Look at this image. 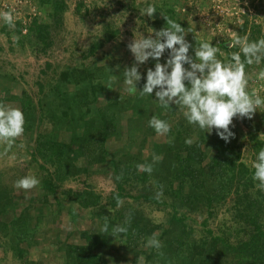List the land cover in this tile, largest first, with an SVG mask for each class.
<instances>
[{
    "label": "rangeland",
    "instance_id": "1",
    "mask_svg": "<svg viewBox=\"0 0 264 264\" xmlns=\"http://www.w3.org/2000/svg\"><path fill=\"white\" fill-rule=\"evenodd\" d=\"M149 3L157 7L152 18L140 14ZM5 12L12 13L14 27L3 19ZM159 12L192 29L185 38L193 46L196 41L212 39L226 54L236 50L228 45L235 32L242 36L243 26H247L246 34L258 28L259 38L264 36V0H0V102L25 115L24 133L11 147L0 142V264H77L71 247L87 245L97 257L95 264H198L209 256L213 242L217 241L216 248L222 251L225 244L234 247L254 230L241 217L250 213L247 202L260 191L252 174L244 177H251L252 182L246 189L239 180L229 179L233 176L229 171L211 180L205 175L206 192L187 179L181 184L176 151L182 143L175 139L185 120L182 112L175 105L154 106V93L141 97L126 91L122 71L135 63L127 46L137 32L148 36V27L160 30L166 26ZM34 21L44 27V41ZM18 25L21 35L14 33ZM115 31L114 41L88 56V49L101 41L105 32ZM189 54L194 55L192 49ZM166 57L167 50L160 62ZM154 64L149 59L138 66L142 75L138 91L145 83L146 70ZM261 68L264 65L247 69L249 90L264 96V80L257 77ZM75 70L79 73L74 74ZM89 75L92 79L87 80ZM103 110L115 116V134L108 136L104 162L98 164L97 156L91 164L78 155L76 135L84 123L96 124ZM153 115L170 124L168 134L158 135L149 126ZM138 118L143 119L142 125ZM195 129L189 143L200 141L204 156L202 165L192 164L195 170L213 161L228 166L234 162L251 173L255 154L264 148V108L252 119H233L230 129L235 135L227 142L229 161L223 162L216 152L218 144L225 141L215 129L211 134ZM47 140L61 142L66 152L62 158L66 168L62 166L49 177L54 193L48 192L43 182L44 175L56 168L42 145ZM122 155H128L133 163L151 166L152 171L146 172L147 182L128 183L127 197L110 207L107 198L116 189L110 166ZM180 155L184 158L185 154ZM25 175L37 176L40 185L27 191L16 188L15 181ZM86 188L102 197L98 207L82 209L63 195L66 190ZM220 190L224 198L218 204L214 193ZM209 193L214 198L209 200ZM123 223H146L154 229L145 238H128L126 231L116 230ZM257 225L264 231V212ZM153 239L161 242L159 249L150 245ZM194 252L202 254L193 258Z\"/></svg>",
    "mask_w": 264,
    "mask_h": 264
},
{
    "label": "clouds",
    "instance_id": "2",
    "mask_svg": "<svg viewBox=\"0 0 264 264\" xmlns=\"http://www.w3.org/2000/svg\"><path fill=\"white\" fill-rule=\"evenodd\" d=\"M156 12V5L149 3L140 14L152 18ZM159 13L164 17L166 26L160 30L148 27V36L137 32V37L127 46L135 60L131 67L122 71L127 93H138L141 97H151L154 93V100L161 106H178L189 125L209 134L215 129L220 139L230 142L235 135L230 129L233 119H252L257 111L261 112L264 108V96L249 90L250 74L247 71L249 66L264 65V36L252 40L248 35L241 36L235 32L228 49L236 51L226 54L219 44L211 43L212 39L196 41L193 46L185 38L186 32L192 29H185L179 21ZM2 16L10 27H14L11 12ZM190 49L194 55L189 54ZM166 50L167 57L161 63ZM149 59L155 61L154 68L146 70L143 77L145 83L138 91L137 83L142 79L138 66ZM257 77L264 80V68L257 73ZM24 126L23 111L0 102V142L11 147L16 138L24 133ZM149 126L158 135H166L171 130L166 120L155 116L149 120ZM138 167L148 173L152 171L151 166ZM252 169L256 187L264 191V148L255 154ZM39 185L40 180L35 175H25L15 181V187L25 191ZM116 230L126 231L123 227ZM150 245L159 249L161 242L153 239Z\"/></svg>",
    "mask_w": 264,
    "mask_h": 264
},
{
    "label": "trees",
    "instance_id": "3",
    "mask_svg": "<svg viewBox=\"0 0 264 264\" xmlns=\"http://www.w3.org/2000/svg\"><path fill=\"white\" fill-rule=\"evenodd\" d=\"M172 13V12H171ZM173 15V13H172ZM172 19H174L172 17ZM178 21V19H176ZM34 25L37 28V32L40 34L41 40H45L47 37L46 35H43L42 32H45L44 27L42 24H38L34 21ZM247 26L242 27V36L248 35L250 39L255 40L259 38L260 30L258 28H252L250 32L246 34ZM21 27L18 25L17 29L15 30L16 35H21ZM117 37V32L114 33H107L105 32L102 36V40L99 42L94 43L89 49H88V56L92 57L96 54L98 50H100L104 45H106L109 42L114 41V39ZM48 47L47 45L44 46L46 49ZM225 50H227V47L225 45L223 46ZM43 48V49H44ZM235 50V49H234ZM236 51V50H235ZM77 71V70H75ZM79 70L74 73L78 74ZM88 77L87 80L92 79L91 75L86 76ZM77 79V77L75 78ZM80 79V78H78ZM75 80V82H78L79 80ZM86 78H84V81ZM40 90L42 91L43 86L39 85ZM154 106H158V102L155 103ZM173 112V111H172ZM152 114H155L153 112ZM151 113L149 114V116ZM161 115H163V112H161ZM66 116V114H64ZM117 116V115H116ZM155 116V115H153ZM147 118L148 115H146ZM100 119V117H99ZM97 119V120H99ZM95 120V122L97 121ZM138 125L143 124V119L138 118ZM115 116L113 115H106L104 113V110L102 111L101 119L94 124V122L88 124L84 123L83 130L79 135H76L77 139L80 144L79 153L78 155L81 156L84 160L90 162L91 164L94 163V157L98 156V164H102L105 160V155L108 153L107 150V139L108 136L115 134ZM181 132L176 133V139L181 140V145L179 146L178 150L176 151V159L178 160L177 167L178 173H179V182H181L183 179L189 180V182L192 184L194 188L197 190H203L206 192V180L205 175L209 177L211 180L214 178L217 174L220 175V177L224 176V172L229 171L232 172L233 176L229 179H237L238 184L239 182L242 183L243 187L246 189L248 188V183H252L250 178H244L246 174L251 175L249 170L243 165L238 164L236 165L234 162L228 164H216L214 161L210 164H207L205 167H203L201 170H195L194 167H192V164L196 165H202L204 161V156L202 155V149H201V142H195L194 144L189 143V135L194 134L195 127L191 126L187 123L186 120L182 121L181 123ZM96 125V126H95ZM141 130V128H140ZM142 143H145V139L141 141ZM41 145V144H40ZM46 147V149L49 151L48 158L51 160H54V164L56 168H54L53 172H49V174L44 175L43 182L44 185L47 188L48 192L54 193V186L52 182L50 181L49 177L53 176V174L56 175L57 170H60L62 166H64V161L62 158L66 154L65 151H63V144L61 142H52L50 140H47L42 144ZM145 144H142L138 146V150L140 151L141 148L144 147ZM228 149L229 146L226 142H221L216 147V152L219 155L223 156V162L229 161L228 160ZM181 153L185 154L184 158L181 157ZM132 158H129L128 155H122L119 160H112L111 166L112 167V173L116 180V189L111 193V195L107 198L108 199V206L110 207H116L118 203L127 197L128 194H125L126 186L130 182L136 181L137 183H145L147 182V176L146 171L142 169L141 172H138V165H142L140 163H133L131 161ZM225 166L224 170L222 169ZM65 167V166H64ZM66 168V167H65ZM87 168V167H84ZM43 169V168H42ZM44 170V169H43ZM85 171V170H83ZM76 174V172L74 173ZM226 174V173H225ZM245 179L247 182H242V179ZM159 184V183H158ZM182 184V182H181ZM89 187V186H88ZM244 189V190H245ZM177 191H174L175 194ZM210 194V193H209ZM63 195L68 199L69 202L72 204L77 205L78 207L82 209H93L100 205L102 197L100 194H97L92 189H84L81 191H73V190H66L63 192ZM214 197H218L216 199V203L219 204L221 199L224 198L222 191H215ZM213 194H210L209 200L214 198ZM251 198V197H247ZM146 200H149L147 197H145ZM248 199V200H249ZM247 209L249 210V214L242 215L246 221H248L251 225L254 226V230L250 229L251 232H249L247 238L243 240V242H240L234 247H230L229 245L225 244L224 249L222 251L217 250L216 246L218 245L217 241L216 243L213 242L210 246L208 257L200 260L198 264H264V231L261 230V228L257 225V223L260 221V213L264 212V195L261 193V191L257 192V195L255 198H251V202H247ZM128 226L127 223H123L121 227L126 228ZM148 228V230H147ZM150 225L146 223H139L137 225L128 226L126 228V235L129 238V236H137L138 238H145L147 236H150L152 233ZM82 236L87 238L86 234L83 232ZM89 239V238H87ZM72 252L75 255V261L77 264H95L97 257L92 255L90 252V245L87 246H75L71 247ZM202 254V252H197L192 255L193 258H197ZM240 255L239 258H234V256ZM229 259L228 257H230ZM209 259V260H206Z\"/></svg>",
    "mask_w": 264,
    "mask_h": 264
}]
</instances>
